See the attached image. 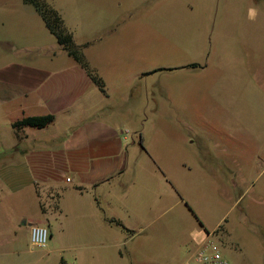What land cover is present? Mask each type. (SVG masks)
I'll list each match as a JSON object with an SVG mask.
<instances>
[{"label":"crops","instance_id":"0c3cea01","mask_svg":"<svg viewBox=\"0 0 264 264\" xmlns=\"http://www.w3.org/2000/svg\"><path fill=\"white\" fill-rule=\"evenodd\" d=\"M22 2L31 8L0 16V264L26 253L17 243L18 208L28 219L22 223L27 239L31 224L46 225L49 237L59 239L51 250L44 247L69 252L62 263L105 264L103 248L111 247L110 264H115L122 252L113 248L144 231L161 242L174 239L183 263L226 213L212 222L195 206L200 193L206 202L214 195L216 204L219 190L217 173L201 165L203 157L187 134L194 129L164 128L178 138L147 144L144 126L122 120L120 108L107 101L108 90L101 91L59 45L35 7ZM72 38L99 72L86 42ZM116 47L114 41L103 44L99 55ZM125 81L130 96L132 80ZM44 114L54 115L44 127H13L24 117ZM224 141L222 146L232 144ZM130 143L137 145L131 151Z\"/></svg>","mask_w":264,"mask_h":264},{"label":"rangeland","instance_id":"374dc122","mask_svg":"<svg viewBox=\"0 0 264 264\" xmlns=\"http://www.w3.org/2000/svg\"><path fill=\"white\" fill-rule=\"evenodd\" d=\"M45 1L76 41L86 42L110 94L107 101L120 108L128 126H144L147 144L178 138L164 128L194 129L187 134L201 165L217 173L219 190L216 204L214 195L206 202L200 193L195 206L212 222L226 210L211 238L230 264H264V0ZM30 8L22 0H0V16ZM111 41L116 49L100 56L98 49ZM129 78L130 96L124 93ZM225 139L232 144L222 146ZM129 146L131 151L137 145ZM23 210L16 211V231L18 248L26 253L10 264H65L60 258L69 252L46 250L60 243L55 236L47 248L30 251ZM103 249L101 261L110 264L113 250ZM113 249L122 252L115 264L182 263L174 239L161 242L145 231L127 235Z\"/></svg>","mask_w":264,"mask_h":264},{"label":"trees","instance_id":"16d2710c","mask_svg":"<svg viewBox=\"0 0 264 264\" xmlns=\"http://www.w3.org/2000/svg\"><path fill=\"white\" fill-rule=\"evenodd\" d=\"M24 2L32 4L35 9L42 16L47 28L56 36L59 45H61L69 55H71L89 74L91 80L99 87L101 91H105V84L103 79L98 73L89 67L85 60L82 51L79 47L73 43L72 34L65 27L63 19L59 12L49 5L45 0H23ZM54 119L52 114H44L37 116H28L13 123V127L21 126H33V127H44ZM109 222H114L120 225L122 228L127 229L121 222L114 218H109ZM216 230L213 231V233ZM212 233V234H213Z\"/></svg>","mask_w":264,"mask_h":264},{"label":"built area","instance_id":"2783aa9c","mask_svg":"<svg viewBox=\"0 0 264 264\" xmlns=\"http://www.w3.org/2000/svg\"><path fill=\"white\" fill-rule=\"evenodd\" d=\"M67 181L70 179L67 177ZM49 238V231L46 225H29V243L32 248L44 247ZM182 264H230L223 256L219 246L207 235L186 257Z\"/></svg>","mask_w":264,"mask_h":264}]
</instances>
